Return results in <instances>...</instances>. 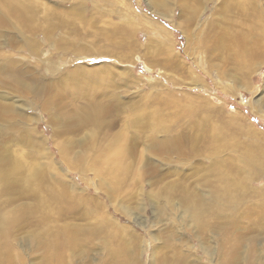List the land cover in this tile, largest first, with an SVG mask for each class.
<instances>
[{"label": "rangeland", "instance_id": "obj_1", "mask_svg": "<svg viewBox=\"0 0 264 264\" xmlns=\"http://www.w3.org/2000/svg\"><path fill=\"white\" fill-rule=\"evenodd\" d=\"M249 1L0 0V264H264Z\"/></svg>", "mask_w": 264, "mask_h": 264}, {"label": "bare ground", "instance_id": "obj_2", "mask_svg": "<svg viewBox=\"0 0 264 264\" xmlns=\"http://www.w3.org/2000/svg\"><path fill=\"white\" fill-rule=\"evenodd\" d=\"M228 4H230V5H233L234 6V8H231V9H237V10H239V11H241L239 14H241V13H243V15L246 17L248 14L250 15V13H249V6H247L246 4H240L239 2H238V0H229V3ZM249 4L251 5V6H253V1L252 0H250L249 1ZM232 6V7H233ZM241 6V7H240ZM223 7V6H222ZM228 9H230L229 8V6L226 4L225 6H224V8H223V10L224 11H226V10H228ZM255 10V9H254ZM229 12V11H228ZM228 12H227V14H228ZM248 17V16H247ZM222 18V17H221ZM223 20V19H222ZM233 21V20H232ZM224 22H225V20H224ZM229 23V22H228ZM228 23H227V25L226 26H228ZM232 24V23H231ZM218 25V24H217ZM222 25V24H221ZM223 28H225V26H222ZM229 27V26H228ZM218 28V27H217ZM216 28V29H217ZM222 29V28H221ZM221 29H220V31H221ZM223 30V29H222ZM230 31V30H229ZM228 30H226L222 35H224V36H227V34L228 33H230ZM227 33V34H226ZM230 34H228V36H229ZM219 36V35H218ZM217 36V37H218ZM228 38V37H227ZM231 39H233L232 37H231ZM219 40L221 41L220 42V46H221V44L223 43V41H225L226 42V39L225 38H218V41H217V45H218V43H219ZM228 40V39H227ZM216 41V40H215ZM228 43V42H227ZM218 45V46H219ZM219 46V48L220 49H222V48H224L225 47V45H222V48ZM230 46V45H229ZM229 48V47H228ZM231 48V47H230ZM252 48V46L251 47H246V48H244L243 50H242V55L243 56H241V55H238L239 57H234V56H236L237 55V53L235 52H233V57L235 58V59H238V61H239V58L240 57H243V58H245L244 56H248L249 54H250V51L251 52H253V54L255 53L254 52V50H252L251 49ZM255 49V48H254ZM231 50V49H230ZM225 51V50H224ZM226 51H227V49H226ZM229 51V50H228ZM234 51H235V49H234ZM77 56H78V54H76ZM227 55H228V53H227ZM84 56V55H83ZM253 60V59H252ZM235 62H236V60H234ZM179 110V109H178ZM87 119V118H86ZM88 120V119H87ZM93 120V119H92ZM51 185V184H50ZM52 197V196H51ZM50 197V198H51ZM52 200V199H51ZM54 201V200H53ZM262 210V213H261V215H262V217L260 218V217H257L256 215V218H253V217H248L249 219H248V221L250 222V223H244L243 225H241V223H242V220L243 219H240L238 222H236V227H238V230L241 232L240 233V236H243V237H245V236H249V235H253V234H251V230H254V229H256V230H259L261 227H264V207L261 209ZM254 216V217H255ZM255 219V220H254ZM68 227V226H67ZM235 227V226H234ZM69 228V227H68ZM68 230V229H67ZM67 232V231H66ZM254 233H255V231H254ZM69 237V236H68ZM251 237V236H250ZM36 238V237H35ZM230 239V240H229ZM250 239V238H249ZM255 239V238H254ZM49 240V239H48ZM250 240H253V239H250ZM227 241H229L230 243H231V241H233V242H235V243H231L233 246H237V244H238V242L240 243V241H239V238L238 239H236L234 236H231V235H229L228 237H227ZM51 243V242H50ZM52 244V243H51ZM50 244V246H52ZM54 244V243H53ZM47 245H49V244H47ZM238 247V246H237ZM240 247V246H239ZM45 248V247H44ZM43 249V248H42ZM230 252H231V250H229ZM240 253V252H239ZM238 253V250H233V253H229L228 254V259H229V261H230V257H232V259H233V261L234 262H236L237 263V261L236 260H238V263L240 262V258H241V255ZM234 255L235 256H237V257H235L234 258ZM167 260V259H166ZM102 263V262H101ZM114 263V262H113ZM116 263V262H115ZM231 263H233V262H231ZM105 264H107V263H105Z\"/></svg>", "mask_w": 264, "mask_h": 264}, {"label": "crops", "instance_id": "obj_3", "mask_svg": "<svg viewBox=\"0 0 264 264\" xmlns=\"http://www.w3.org/2000/svg\"><path fill=\"white\" fill-rule=\"evenodd\" d=\"M115 40H116V39H115ZM115 44H116L117 46H119L120 49H121L122 46L124 45L121 39H120V40H117V41L115 42Z\"/></svg>", "mask_w": 264, "mask_h": 264}]
</instances>
